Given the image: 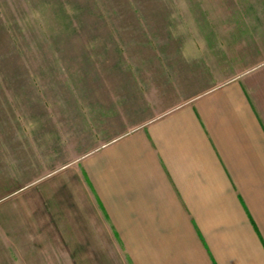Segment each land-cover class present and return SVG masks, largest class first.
Returning a JSON list of instances; mask_svg holds the SVG:
<instances>
[{"label":"rangeland","instance_id":"obj_1","mask_svg":"<svg viewBox=\"0 0 264 264\" xmlns=\"http://www.w3.org/2000/svg\"><path fill=\"white\" fill-rule=\"evenodd\" d=\"M259 8L264 0H0L7 264H76L63 217L50 221L45 210L43 178L59 171L54 183L75 184L81 156L175 106L183 91L264 73L252 62L264 59ZM100 245L116 251L106 264H128L114 242Z\"/></svg>","mask_w":264,"mask_h":264},{"label":"crops","instance_id":"obj_2","mask_svg":"<svg viewBox=\"0 0 264 264\" xmlns=\"http://www.w3.org/2000/svg\"><path fill=\"white\" fill-rule=\"evenodd\" d=\"M253 70L183 91L175 106L84 154L75 184L54 183L59 171L43 178L45 210L50 221L63 217L76 264L116 255L100 239L128 264H264V73Z\"/></svg>","mask_w":264,"mask_h":264}]
</instances>
